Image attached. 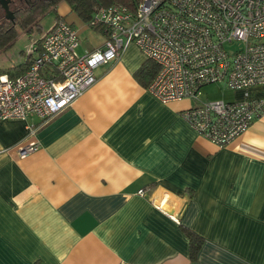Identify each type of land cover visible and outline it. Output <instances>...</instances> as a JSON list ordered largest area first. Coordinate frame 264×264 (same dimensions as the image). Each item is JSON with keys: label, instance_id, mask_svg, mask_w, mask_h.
<instances>
[{"label": "crops", "instance_id": "1", "mask_svg": "<svg viewBox=\"0 0 264 264\" xmlns=\"http://www.w3.org/2000/svg\"><path fill=\"white\" fill-rule=\"evenodd\" d=\"M52 12L41 35L63 18L79 54L105 41L65 0ZM145 60L131 44L55 116L0 119V264H264V117L218 148L183 120L190 100L137 81ZM184 229L201 239L194 258Z\"/></svg>", "mask_w": 264, "mask_h": 264}, {"label": "built area", "instance_id": "2", "mask_svg": "<svg viewBox=\"0 0 264 264\" xmlns=\"http://www.w3.org/2000/svg\"><path fill=\"white\" fill-rule=\"evenodd\" d=\"M96 23L105 41L79 54L78 31L57 18L23 73L0 74V119L55 116L95 82L97 65L131 44L157 66L147 91L162 103L193 102L183 120L216 147L230 145L264 117V96L209 100L201 91L211 83L231 90L264 86V0H139L133 8L100 7L88 25ZM38 147L31 141L19 154Z\"/></svg>", "mask_w": 264, "mask_h": 264}, {"label": "trees", "instance_id": "3", "mask_svg": "<svg viewBox=\"0 0 264 264\" xmlns=\"http://www.w3.org/2000/svg\"><path fill=\"white\" fill-rule=\"evenodd\" d=\"M60 0H11L9 8L13 13V20L7 19L4 10L0 7V52L7 50L17 40L20 32L30 33L34 29L40 32V37L32 45V51L39 53L42 33L41 19L43 16L52 11ZM78 17L89 24L95 12L100 7H106L114 4L126 5L133 8L139 0H65ZM92 27L101 29L98 23ZM34 52L28 53L27 60L24 64L0 71V74H7L15 77L23 73L29 66ZM157 66L150 60L145 62L134 72V77L145 88L149 85L156 74ZM3 72V73H1ZM190 243V256L194 258L201 245V239L198 235L190 230L184 229Z\"/></svg>", "mask_w": 264, "mask_h": 264}, {"label": "rangeland", "instance_id": "4", "mask_svg": "<svg viewBox=\"0 0 264 264\" xmlns=\"http://www.w3.org/2000/svg\"><path fill=\"white\" fill-rule=\"evenodd\" d=\"M54 13L52 11L47 12L43 18L40 20L43 27V31L48 27V25L53 20ZM23 36H19L18 40L14 45L9 47L4 52L0 53V67H9V65L15 64L21 54L30 53L32 51L33 42H35L39 36L40 32L36 29L30 33H21ZM239 44V43H238ZM237 42L232 46V48H237L239 45ZM203 99H223V100H234L240 99L247 95V89L241 90H231L226 88L223 84L220 83H211L201 89ZM191 103V102H190ZM193 103V102H192Z\"/></svg>", "mask_w": 264, "mask_h": 264}, {"label": "water", "instance_id": "5", "mask_svg": "<svg viewBox=\"0 0 264 264\" xmlns=\"http://www.w3.org/2000/svg\"><path fill=\"white\" fill-rule=\"evenodd\" d=\"M11 0H0V7L4 10L7 19L13 20V13L9 8Z\"/></svg>", "mask_w": 264, "mask_h": 264}]
</instances>
